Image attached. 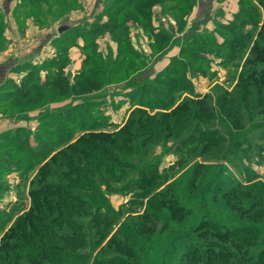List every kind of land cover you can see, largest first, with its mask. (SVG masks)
Listing matches in <instances>:
<instances>
[{
    "label": "rangeland",
    "instance_id": "374dc122",
    "mask_svg": "<svg viewBox=\"0 0 264 264\" xmlns=\"http://www.w3.org/2000/svg\"><path fill=\"white\" fill-rule=\"evenodd\" d=\"M204 1L24 0L17 49L25 58L11 78H0V98H10L0 105V264L34 262L9 261L19 249L2 245L15 241L14 222L33 205L30 193L69 184L72 176L62 175L67 154L58 151L81 167L84 153L89 165L95 162L90 147L72 150L80 138L119 154L129 168L110 182L118 191L133 187L108 194L112 212L94 221L72 214L81 226L54 227L58 234L79 233L73 254L89 253L99 264L114 257L187 264L193 255L211 264H262L264 0ZM66 20L81 23L58 36L55 27ZM27 21L39 33L25 36ZM176 106L184 124L162 126L149 140L147 117ZM120 130L129 136L115 148L111 135ZM156 172L158 179L147 183L155 192L170 199L172 189L183 198L166 202L165 216L136 195L140 176ZM131 199L137 208L125 212ZM181 204L191 211L182 217L186 223L170 215ZM36 220L39 232L49 231L46 219ZM126 225L141 233L134 239L145 240L142 251L123 241ZM197 229L204 251L186 247L187 239L197 241ZM239 232H256L257 244L238 248ZM125 248L136 249L132 258Z\"/></svg>",
    "mask_w": 264,
    "mask_h": 264
},
{
    "label": "trees",
    "instance_id": "16d2710c",
    "mask_svg": "<svg viewBox=\"0 0 264 264\" xmlns=\"http://www.w3.org/2000/svg\"><path fill=\"white\" fill-rule=\"evenodd\" d=\"M231 49H233V47L230 48V51ZM26 97L27 95H22L16 98H18L19 100H24L26 99ZM5 98L4 100L6 101L10 99ZM180 109L181 108L179 106H176L169 112L161 113L158 118H155V116H152L150 118L147 117L145 121H147L146 123H148L150 127H152L150 134L151 137H149V140L152 138H158L159 134L161 133L162 126L164 127L167 125V127H169V125H172L174 127H177L179 124H181L183 122L182 119L185 118V115L179 113ZM111 136L112 139L111 143L109 142L110 145H116L122 137L129 135L127 134V132H123V130H120L119 133H115ZM109 137L110 136H108L106 140H108ZM86 147L91 148V151H93L96 155V160L95 162L91 163V165H89V161H87V158H85L84 153V155H80V157H82V159L85 161L84 165L86 166L82 167L71 162L68 156V151H58L56 153V156L58 157H60L62 154H67V158L65 157V155L64 158H62V160L66 162L64 170H62V175L72 176V178L69 181L68 185H60L59 188H55V186L54 188L48 186L46 189H38L37 191L30 193V198L33 200V205L31 204L27 212L18 217L14 222V231H16L17 233L14 237L15 241L11 244H9V242H6L7 244L2 245V249L5 251L17 248L19 249V253H17L13 258L7 257L6 259H8L9 261H16L15 258H17L18 260L32 259L34 262L31 264H83L79 261L82 260L86 262L89 259L88 264H99L98 262H96V260H92L90 262V257L88 255L89 253L87 254L75 251L76 253L73 254V251L79 243L73 242L74 239L80 238L78 232H76L75 234H73L72 232H64L62 234H58L55 228L59 224H64L65 226H81L82 223L75 222L70 217L72 214L78 216H81L82 214L89 215L94 221V218L98 217V213L108 214L112 212L108 194L116 192H128L130 189H132L133 185H129V188L126 186L123 188V190L118 191L112 186L110 182L117 178L119 174L122 173V170L124 168H129V165L126 164V162L120 160L121 156L119 154H115L113 150L112 152L109 150H102V148L98 149L95 145L91 144V142L81 138L75 141L72 150H79ZM118 147L121 148L120 144H117L115 148ZM86 152L90 153V151ZM140 177L142 179V185L136 187V195L140 198H148L147 201L149 209H151L154 213L159 212L165 216L166 212L161 211L163 205L165 206L166 202L174 201L178 197L180 198V200L183 199L182 197H180V192L178 193L176 190L172 189L168 190L169 193L172 194V196L170 199H167V196H169L167 192H165L166 195H164L163 192L162 194H160L158 192H155L156 189L154 190L152 185L147 184L152 180L158 179L157 172L155 173V176L152 175L149 177L147 176V174L144 175L143 173V175H141ZM152 193L153 195H150ZM134 203V200H129L126 205L127 207L125 209V212H130L133 209H136L137 205L133 206ZM177 210L179 211V213L175 214L174 212H171L170 215H172L173 218L180 215L181 218H179L178 221L180 223H186L184 222L182 217L185 215H190L191 211L187 208V206L184 207L182 204L181 206H178ZM39 214L47 220V224H49L50 226L49 231L39 232V222L36 220V217ZM60 216L63 217L62 220L59 219ZM104 222H108V219H104ZM109 225L114 226V224L112 223H109ZM129 230V225H126V230L122 229L119 231V233H121V237L124 239L123 241L125 243L130 242L131 246L133 245V247L142 251L144 249L143 243L145 240H143L142 237L140 238V242L134 239V236L141 235V233H138L136 229H131L130 231ZM239 233L241 234V238L239 240L240 242H236L237 244H235V246L238 245V248H240L241 246L243 248H249L257 244V239L259 236L256 232L250 234L244 233L243 235L241 232ZM80 235L82 236V234ZM22 236H25L27 240H22ZM199 237H203V231L201 229L195 230V238L197 241H192V238L187 239V241L189 240L188 242L191 243L186 245V247H198V249L200 248L201 251H204V245H202V243L198 241ZM98 240L99 238H97L95 243ZM138 244L139 247L137 248ZM136 249L125 248V250H127V252L131 255V258L133 256V251ZM34 256L37 257L36 260L33 259ZM139 256L140 255H138V257ZM215 259L216 260L213 259V261H221L223 257L219 256ZM246 261H248V258ZM196 262H199L200 264H211L209 263V261H204L203 259L200 260L196 257V255H193L191 261H189L187 264H195ZM222 262L223 264H233L227 263L224 260H222ZM101 263L128 264L129 262L128 259L114 257L110 260L108 259L107 261H101ZM262 264H264V261L262 262Z\"/></svg>",
    "mask_w": 264,
    "mask_h": 264
},
{
    "label": "crops",
    "instance_id": "0c3cea01",
    "mask_svg": "<svg viewBox=\"0 0 264 264\" xmlns=\"http://www.w3.org/2000/svg\"><path fill=\"white\" fill-rule=\"evenodd\" d=\"M10 0H4L0 4V78H3L2 75L4 74V78H8V75L11 74L10 78L14 74V69L18 67V65L24 60L25 54L21 53L20 50L17 49L19 46L20 48L23 47V41L21 40L18 32L21 31L20 29V18L18 16L19 13L26 7V3L24 0L18 2L15 0H11L10 4H8ZM111 1V0H109ZM116 2L117 0H113ZM198 0H196V3ZM211 0H205L203 3H210ZM200 3V2H198ZM29 21V19H28ZM27 21L26 25L28 27L29 22ZM32 22V21H31ZM18 24V25H17ZM23 25V24H22ZM25 36H30V34L39 33L38 28H26ZM15 33L16 37H19V40L13 41L14 39L11 38L12 34ZM2 35V36H1ZM32 37V36H31ZM28 41V39H27ZM9 45V47H8ZM7 46V47H6ZM14 47V50L12 49ZM5 81V79L3 80ZM0 81V85H1ZM5 83V82H4ZM1 96V92H0ZM0 105L8 103L10 101L4 100V98H0Z\"/></svg>",
    "mask_w": 264,
    "mask_h": 264
},
{
    "label": "water",
    "instance_id": "95a60500",
    "mask_svg": "<svg viewBox=\"0 0 264 264\" xmlns=\"http://www.w3.org/2000/svg\"><path fill=\"white\" fill-rule=\"evenodd\" d=\"M80 23L81 21H70V20L63 21L57 24V26L55 27V33L58 36H60L63 33L78 27Z\"/></svg>",
    "mask_w": 264,
    "mask_h": 264
}]
</instances>
